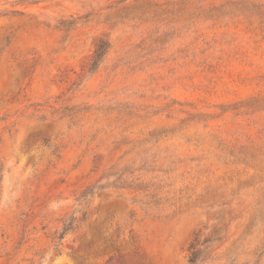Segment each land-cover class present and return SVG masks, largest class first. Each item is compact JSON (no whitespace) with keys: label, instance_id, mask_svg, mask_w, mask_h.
<instances>
[{"label":"rangeland","instance_id":"1","mask_svg":"<svg viewBox=\"0 0 264 264\" xmlns=\"http://www.w3.org/2000/svg\"><path fill=\"white\" fill-rule=\"evenodd\" d=\"M0 264H264V0H0Z\"/></svg>","mask_w":264,"mask_h":264},{"label":"trees","instance_id":"2","mask_svg":"<svg viewBox=\"0 0 264 264\" xmlns=\"http://www.w3.org/2000/svg\"><path fill=\"white\" fill-rule=\"evenodd\" d=\"M104 51H105V44L102 41H100V43L96 44V47H95V50H94V55L92 56V61H91V64H90V69H92L96 65V62L104 54ZM68 226L69 225L65 226V228L63 229V231L60 234L59 238H61L65 234L66 230L69 229ZM190 249H191V251H190L189 258H188V262L189 263H195L196 260H197V253L193 249V245L190 246Z\"/></svg>","mask_w":264,"mask_h":264}]
</instances>
